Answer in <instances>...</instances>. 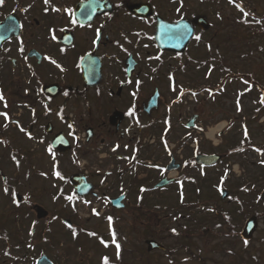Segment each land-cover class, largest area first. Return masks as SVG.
Masks as SVG:
<instances>
[{
  "label": "rangeland",
  "instance_id": "obj_1",
  "mask_svg": "<svg viewBox=\"0 0 264 264\" xmlns=\"http://www.w3.org/2000/svg\"><path fill=\"white\" fill-rule=\"evenodd\" d=\"M233 1L235 2L214 0L213 2L218 7L219 13H216L214 6L211 9H207L206 5L202 6L203 0L196 2L198 11L206 12L209 15L212 23L210 34L214 36L212 47L197 50L198 59L204 58L210 50L214 51L219 47L221 56L218 60H221L223 55L225 57L227 55L228 58L226 57V59L233 62V65L240 72L241 69L242 72L248 69L256 71L259 78L264 81V51L261 52L257 48V46H262L264 49V35H249L247 31H252V24H242L240 22L243 16L246 19L255 16L261 19L260 21L264 26V0ZM241 8H243V11H241ZM227 33L232 36L229 41L219 40L220 36H225ZM226 48L229 50L234 49L232 51L234 55L230 54L231 51L228 53L229 51H226ZM235 49L238 50L235 51ZM248 53H251V55H248ZM212 54L216 55V52L214 51ZM26 67L21 65L9 79L7 77L8 72L4 74L11 87L6 84L2 90L5 101L4 99L3 101L0 100V113L7 112L10 118L6 120L3 116H0V134L3 137V141L0 142V237L8 235L7 240L3 239L7 246V252L5 254L0 253V264H36L43 253L49 254L50 258L56 256L54 251L55 256L50 249H47L45 240L40 238L39 234L47 232L48 223L46 220L36 223L34 204L45 207L49 211L48 217H53L52 223H50L51 226L48 227L54 233L53 238L56 243L60 242L62 234L71 231L62 221V218L69 217L71 212L67 197L71 196L69 194L72 190L67 180L62 178V175L68 176L73 171L70 156L58 157L54 152L46 154L45 145L35 140L36 138L30 139L23 136L17 119H21L19 117L21 114V128L26 129L31 124L30 116L22 110L13 109L12 107L15 99V96L11 95L12 91L20 88L25 92L30 87L29 82H27L30 75ZM43 73V78L48 79V74ZM221 75L223 74L217 69L208 73L202 70L190 71L186 73V76L184 74L181 77L182 92L188 89L194 93L203 90V93H198L194 97H191L189 93L187 97L182 95L181 102L178 96L166 97L167 105L170 106L171 113L174 116L172 128L178 131V136L175 139H173L174 137L170 138V144H172L175 154H177L181 144L183 154L189 153V146L194 138L201 141L199 148L202 145V150L205 152L225 150L227 148L226 142L234 135H238L239 140L247 135L255 143L264 144V112L259 114L257 109L255 110L259 103L264 101L262 95L258 96V93L261 94L262 91L258 90L257 87L252 86L251 88L249 83L245 84L244 81H248L245 77L230 78L222 85ZM45 79L40 80L39 83L42 84ZM207 97L208 104H198L199 98ZM177 99L179 101H176ZM5 103L7 107H5ZM262 111H264V108ZM193 113L200 115V121L203 125L200 133L198 131H186L183 128V124ZM161 115H166V111ZM243 116L246 117L244 121H242ZM180 120L183 121V124ZM220 123L226 124L223 133L219 136L215 132L214 136L209 137L211 129L216 128ZM5 125L7 126L5 127ZM61 128L64 131L66 130L68 134V126H61ZM146 135L150 137L152 133L149 131L146 132ZM165 138L166 142H169L167 135H165ZM81 144V147L78 148L81 152L80 160L86 161L85 164H87L90 173L111 174L109 173L112 170L110 158L105 156V153L98 151L99 144L95 141L91 144ZM170 144L167 143V146L169 147ZM34 148L35 152L33 154H37L38 158L31 159L29 162L22 160V154H31L30 150ZM14 149L20 151L18 158L14 153ZM151 153L152 150L149 151L150 156ZM250 153L249 156L243 155L226 159L227 162L213 167L208 174L211 182L207 186L203 184V181L199 183L194 174L191 177L198 184L190 181L182 183L180 179L182 197L177 184L152 190L153 183L161 176L159 173H155L154 179L150 180L151 188L144 193L145 205L150 207L148 209L137 207V197L142 194L139 193L140 187L138 188V186L142 183L140 181L136 182L137 179L134 178L129 181L127 177L124 184L127 185L128 201H131V203L124 210H111L109 199L119 193L123 187L114 186V183H112L114 177L111 175H108L106 180L101 182V175L96 176L95 174L94 180L100 182L101 185L104 184L100 193L101 198L97 202L91 200L82 205L81 208L78 207L79 216H76L79 219L74 226L82 225L88 232L109 234L110 229H113L111 227L112 221H103V219L105 216L117 217V221L113 224L122 235H127L124 236L125 239L119 237L120 242L124 244V249L127 248L132 251V253L124 252L121 258V262H124V264L145 263L144 260H147L145 257H148V252L146 251L144 239L151 237L153 233L158 236L156 239L163 243L168 250L150 253L152 258L150 264H191L183 260L185 258L183 253L190 254V251L184 245L181 246L182 241L187 239L188 234L184 232L187 228L193 229L190 237L196 244L193 249L197 255L196 264H264L263 207L255 205L254 208L258 209V213L250 212L251 214L245 217L241 221L242 223L239 219H233L229 222L227 216L223 217V215H220V218L216 221L212 219L214 208L218 207L217 209L221 212L236 216L237 209L241 208L238 200L241 195L250 200L256 197L260 198L264 192V163H261V161H264V149L261 147V151L258 152L255 148ZM101 155L104 156L101 157ZM13 156L16 157L15 160ZM55 156L60 161L58 170L61 173L59 176L56 175L58 171L54 168V161L52 162ZM169 157L167 155L165 159H160V162H166ZM149 160L150 169L153 170L154 167L158 166L156 164L157 157H151ZM178 173L179 170L172 173L171 176L176 177ZM2 175L6 178L5 182L2 180ZM237 183L241 184L242 188L244 187L241 188V191L239 189L240 185L237 186ZM193 184L203 189L201 201L197 200L196 192L192 189L195 187ZM132 187H135L136 190L131 191ZM5 188L8 189L7 192L4 191ZM222 189L230 192L225 199L221 197ZM15 193L21 195L22 203L17 204ZM185 204H191L190 208L182 209V206H186ZM93 209L99 215L94 214ZM189 215H192L194 219L189 218ZM254 215L258 219V228L254 236L251 237L252 239L245 245L246 240L242 237V231L245 222ZM33 228L36 229L39 235L37 240L30 239ZM172 229L176 231L173 232ZM108 237L110 238V236ZM32 242L33 245L37 242V245L33 246ZM100 246L101 248L98 249L86 244V254L83 255L82 253L76 256L77 261L80 264H88L89 261L96 264L101 263L106 257V249H104L105 246L102 242H100ZM181 250L185 251L180 252ZM116 251V246H113L110 253L115 254ZM66 254L68 252L65 253V250H62L61 260L56 259L58 264H67L70 261ZM139 255H143L142 258ZM130 258H133V262ZM77 261L76 264H78ZM108 263H112L111 258H108Z\"/></svg>",
  "mask_w": 264,
  "mask_h": 264
},
{
  "label": "flooded vegetation",
  "instance_id": "obj_2",
  "mask_svg": "<svg viewBox=\"0 0 264 264\" xmlns=\"http://www.w3.org/2000/svg\"><path fill=\"white\" fill-rule=\"evenodd\" d=\"M197 1L49 0L45 4L44 0H4L0 4V24L12 16L19 19L20 32L0 43V92L7 82L11 87L4 75L6 72L9 79L21 65H25L30 75L27 81L30 87L25 92L17 88L11 94L15 96L13 109H20L30 116L31 124L24 129L21 128L22 116L19 115L21 119L17 121L20 129H23L21 134L27 138L30 133V138H36L43 145L51 143L57 133L63 132L71 144L65 155L70 156L72 173L76 174L82 172L80 164H77L81 158L78 150L80 140L76 133L78 129L86 130L87 144L95 141L104 147L107 143H112V149H115L110 158V173L114 177L112 183L116 187H123L112 197L124 195L125 204L127 203L125 208L131 203L128 201L125 179L128 177L131 181L134 178L137 179L136 182L142 183L138 186L139 193H142L138 197L144 199V193L149 190L150 180L154 179L155 173L161 175L160 179L167 176L168 166L173 159L180 169L174 179L177 188L180 187V176L187 170L195 177L201 178L205 174L208 177L214 165L204 166L191 162L192 157H195L192 151L198 146L196 143L190 144V152L185 155L182 144L177 154L168 149L163 136L166 115H161L165 111H171L166 97L181 95L182 75L186 76V73L195 70L197 50L213 45L214 36L210 34V28L204 30L196 24L201 16L211 20L206 12L198 11ZM204 5L211 9L213 0H203L202 6ZM73 19L76 20L75 23L72 22ZM164 21L172 24L181 21L187 23L185 28L175 33L165 34L163 31L159 35L160 38L167 36L179 45L183 38H187L184 51L167 50L160 46L158 31ZM197 36L200 37L199 40L196 39ZM43 72L48 74V79L43 78ZM42 79L45 81L40 84ZM44 85L50 86L48 92L52 95L43 90ZM49 124L53 125L52 131L48 129ZM61 126L69 127L68 134ZM149 131L152 133L150 136L155 137L151 141L148 140L149 134L146 135ZM1 140L3 141V137L0 134V142ZM34 152L35 148L30 150L31 154ZM167 155L170 156L168 160L160 162ZM151 157L158 159V166L153 170L148 164ZM86 176L94 184V189L82 197V200L97 202L101 198L102 185L94 180L93 174ZM160 179L155 180L154 187ZM70 189L72 192L69 195L73 198L68 201V206L73 215L62 218L64 224L72 225L70 233L62 234V239L56 243L54 233L48 227L53 217H48L45 219L48 223L47 232L39 234L41 240H45L47 249L53 255V251L56 256L58 254L57 257H51L52 263L58 264L62 250H65L70 259L67 264H76V256L86 254V244L100 249V242L103 241L104 246L107 244L104 248L106 254L111 258L112 264H116L118 250L115 252L117 257L110 253L111 248L116 246L112 233L96 232V235H90L94 232H88L82 225L74 226L79 219L76 216V206L81 199L75 196L73 186ZM239 189L241 191V184ZM132 190L135 191V187ZM113 219L117 221V217ZM32 232L30 239L37 240L39 235ZM115 234V241L120 245L119 256H123L124 252L132 253L127 248L123 249L124 244L117 240L118 236L124 238L127 235ZM36 245L37 242L33 246ZM195 247L196 244L192 242L190 256L183 253V260L196 264ZM3 249H0V253L5 254L7 249ZM121 258L119 263L124 264ZM146 258L143 263L150 264V254ZM130 260L133 262V258ZM77 263L80 264L78 261ZM88 264L96 263L89 261Z\"/></svg>",
  "mask_w": 264,
  "mask_h": 264
},
{
  "label": "trees",
  "instance_id": "obj_3",
  "mask_svg": "<svg viewBox=\"0 0 264 264\" xmlns=\"http://www.w3.org/2000/svg\"><path fill=\"white\" fill-rule=\"evenodd\" d=\"M213 6L215 7L216 9V13H219V9L218 7L215 5V3L213 2ZM261 19L260 18H256L255 16H251L250 19H246L244 16L242 17V21H240L242 24H246V23H250L252 24V31L251 30H248L247 32L249 33V35H254V36H263L264 35V26L262 25V22L260 21ZM239 23V22H237ZM243 36V35H241ZM232 36L230 33H227L225 34V36H220L219 37V40L221 41H229V39H231ZM242 38H245V37H242ZM258 49L262 51H264V49L262 48V46H257ZM199 50V49H198ZM234 49H231L229 50L228 48H226V51H229L228 53H230L231 51V55H234L232 54V51ZM238 49H235V51H237ZM213 50H210L209 51V54H206L204 58L202 59H198V56H197V63L195 64V70L196 71H199V70H202L204 71L205 73H208L212 70H218L219 72H221L223 75H221V80H222V85L225 84V82L228 81V79L230 78H237L239 79L240 77L243 78H247L248 79V83L252 84L253 87H257L258 90H261L262 92L261 93H264V81L261 80L259 78V75H257L256 71H252V70H245V72H242V69H241V72L238 70V68L236 66L233 65V62L231 61H228L226 59V57L228 58V56L226 55V57L223 55L222 59L221 60H218V58L221 56V51H220V48H216L214 51L216 52V55L212 54ZM249 52H252V51H249ZM248 55H251V53ZM264 95V94H263ZM258 96H260V94L258 93ZM263 99H264V96H263ZM208 104V97L207 98H199L198 99V104H201V105H205V104ZM264 108V103L263 102H260L259 103V106L255 108V110L257 109V113L261 114L263 113L264 111H262V109ZM173 115L170 113V112H167L166 114V121H167V127H165V132H166V135L169 136V137H174L173 139H175V137L178 136V131H175L173 130L172 126L169 125L168 122H171L173 120ZM246 117L243 116L242 117V121H244ZM186 129V128H185ZM187 130V129H186ZM226 149L225 150H221L220 153L223 154V157L225 160L226 159H230V158H234V157H240V156H249L251 153L250 151H254V149L256 148H259L261 149H264V144H257L254 142V140L249 137V136H245L243 139H238V135H234V137H232L231 139H229V141L226 142ZM200 152H202V147H200ZM34 158H38V155L34 156ZM32 159L31 156H28L27 153H24L22 154V160L26 161V162H29L30 160ZM192 160V161H191ZM190 161L195 163L194 159L192 158ZM227 161V160H226ZM223 162V161H222ZM217 166V165H216ZM152 173V172H151ZM191 172L188 170L184 175H183V178L186 179L187 178V175L190 174ZM264 173V172H263ZM264 175V174H263ZM197 179V181L200 183V182H204L203 184L205 186H207L208 184H210L211 182V179H209V176L206 177V174L199 178L198 176L195 178ZM186 181V180H185ZM198 182L196 183L195 181L193 183H196L198 184ZM195 187L192 188L195 192H196V195H197V200L198 201H201L202 199V195H203V189L201 188H198V185L196 186L195 184H193ZM237 186L240 185V184H236ZM200 187V186H199ZM207 188V187H206ZM242 188V186H241ZM244 188V187H243ZM242 188V189H243ZM259 194V192H258ZM238 200L240 201V199L238 198ZM241 208L237 209V212H236V216H234V214L231 216V214L229 213H225V212H221L220 210H218L216 208H214L213 210V217L212 219L214 221H216V219L220 218V215H223V217L227 216V219L229 220V222H231V220L233 219H239L240 222L243 221L245 219V217L249 216L252 212V213H258V209L254 208V206H260V207H263L264 208V203L261 201L260 198L256 197L255 199L252 198V199H246L244 196L241 195ZM256 203V204H255ZM186 206H182V209H189L191 204L187 206V204H185ZM189 218H191L192 220L194 219V217L192 215H189ZM242 223V222H241ZM239 223V224H241ZM241 227V226H239ZM117 233H120L119 230H116ZM184 232H187V236L186 238L187 239H184L182 241V247L183 245L191 252V245H192V238L190 237L193 233V229L191 228H187L186 231ZM151 237L153 238H157L158 236L155 235L154 233L151 235Z\"/></svg>",
  "mask_w": 264,
  "mask_h": 264
},
{
  "label": "water",
  "instance_id": "obj_4",
  "mask_svg": "<svg viewBox=\"0 0 264 264\" xmlns=\"http://www.w3.org/2000/svg\"><path fill=\"white\" fill-rule=\"evenodd\" d=\"M18 21L19 20H17L16 18L9 16L7 18V20L3 24L0 25V37H3V39H0V43H2L4 40H6L7 38H9L12 35H18V33L20 32V22H18ZM196 22H197L196 24L200 25L204 29H206L208 27V23L204 17L198 18ZM186 25H187V23L185 21H181V22H177V23H173V24L167 23L164 21V23L162 25H160V29L158 31V41H159L160 46L165 48V49H175L178 51L183 50L184 47L186 46L185 44H187V42H188L187 38H183L181 40V45H179V43L173 42V39L168 38L167 36L165 38H163V37L160 38L159 35L163 31L165 34H169V32L175 33L179 29L185 28ZM48 88H50V86H44L43 90L47 94H50L48 92ZM50 95H52V94H50ZM114 116L115 115H113V117ZM196 118H197V116H192V118L190 119V121L188 123V127H192L194 125V121L196 120ZM52 128H53V125L49 124V126H48L49 131H52ZM90 137H91V135H89V138ZM68 143L69 142L66 139L65 135L63 134V132H60V133H57L56 136H54L52 145L59 152H66L70 148V144H68ZM220 159H221L220 155H198L196 160L200 164L211 165L213 163H216ZM178 167H179L178 165H175L174 162H172L170 164V166L168 167V169L172 170V169H177ZM172 181L173 180H169L167 178H164L158 184V186L168 185ZM71 182H72V185H74V187H75L77 195H80V196L87 195L93 188V185L87 181V178L83 174L77 173V174L72 175L71 176ZM222 194H223V198H225L228 196L229 192L227 190H223ZM16 198L18 201H21V198L19 195H17ZM261 198L264 201V193L262 194ZM123 200H124V196L114 198V199H112L111 204L116 208H123L124 207V203H122ZM36 210H37V217L38 218H44V217L48 216V211L44 207H41V205H37ZM256 226H257V218L253 216L252 218H250L246 222L245 228L243 230L244 238L251 239V237L253 236V234L255 233V231L257 229ZM146 243L148 244V250L149 251L164 248V246L162 244L157 243V241L153 240V239L148 240ZM37 264H52V262L50 261V259L47 255H43L37 261Z\"/></svg>",
  "mask_w": 264,
  "mask_h": 264
},
{
  "label": "snow or ice",
  "instance_id": "obj_5",
  "mask_svg": "<svg viewBox=\"0 0 264 264\" xmlns=\"http://www.w3.org/2000/svg\"><path fill=\"white\" fill-rule=\"evenodd\" d=\"M3 2H4V0H0V4H3ZM230 2H233V0H230ZM44 3H45V4H48V3H49V0H44ZM45 10L47 11V9H45ZM53 10H54V11H60V9H53ZM241 11H243V8H241ZM245 15H247V13H245ZM72 22L75 23L76 20L73 19ZM0 39H3V37H0ZM196 39L199 40L200 37L197 36ZM20 50L23 51L22 48H21ZM53 63H55V61H53ZM244 83L247 84L248 81H244ZM137 84L139 85V81L137 82ZM173 91H175V88H173ZM209 91H210V90H209ZM181 94H182V93H181ZM133 95H135V93H133ZM193 95H195V93H193ZM3 99H4L3 94H2V92H0V100H3ZM262 102H264V101H262ZM5 107H7V104H6V103H5ZM129 114H131V112H130ZM0 116H3L6 120L10 119L9 116H8V113H7V112H2V113H0ZM6 126H7V125H5V127H6ZM21 130H23V129H21ZM30 135H31V134L29 133V136H30ZM117 147H119V146L117 145ZM113 150H115V149H113ZM49 151H51V149H49ZM256 151L260 152L261 149L257 148ZM13 159L15 160L16 157L13 156ZM17 163H19V162L17 161ZM261 163H264V161H261ZM56 175L59 176L60 173H59V172H56ZM226 175H227V173L225 174V177H226ZM4 191L7 192L8 189L5 188ZM72 198H73L72 196L67 197L68 200H72ZM86 203H87V202H86ZM93 213L96 214V215H99V213L96 212L95 209H93ZM108 220L111 221V220H112V217H108ZM67 226H68L69 228H72V225H71V224H68ZM172 231L175 232L176 230H175V229H172ZM73 235H75V232L73 233ZM90 235H96V234H95V233H90ZM112 235H113V243L116 244V248H117V250H118L117 255L119 256V248H120V245H119L118 243H116V241H115V235H116V234H115V231H114V230H113V232H112ZM102 243H104V242L102 241ZM244 243H245V245H247L248 241H245ZM105 246H107L106 243H105ZM104 264H108V258H107V257L104 258Z\"/></svg>",
  "mask_w": 264,
  "mask_h": 264
},
{
  "label": "bare ground",
  "instance_id": "obj_6",
  "mask_svg": "<svg viewBox=\"0 0 264 264\" xmlns=\"http://www.w3.org/2000/svg\"><path fill=\"white\" fill-rule=\"evenodd\" d=\"M224 125H225L224 123H220L216 128L211 129L209 137L214 136L215 132L217 133V132L223 130Z\"/></svg>",
  "mask_w": 264,
  "mask_h": 264
}]
</instances>
